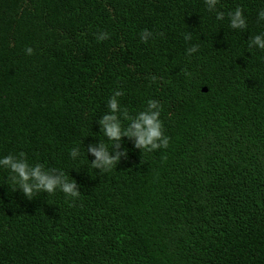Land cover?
<instances>
[{"label":"trees","instance_id":"trees-1","mask_svg":"<svg viewBox=\"0 0 264 264\" xmlns=\"http://www.w3.org/2000/svg\"><path fill=\"white\" fill-rule=\"evenodd\" d=\"M238 5L242 29L228 16ZM261 8L0 0V156L62 169L79 192L28 198L0 169V264H264V50L250 42L264 37ZM115 89L129 115L159 101L170 141L143 151L123 136L126 155L102 171L87 148L107 140L98 121Z\"/></svg>","mask_w":264,"mask_h":264},{"label":"clouds","instance_id":"clouds-1","mask_svg":"<svg viewBox=\"0 0 264 264\" xmlns=\"http://www.w3.org/2000/svg\"><path fill=\"white\" fill-rule=\"evenodd\" d=\"M209 9H214L219 0H205ZM217 19H223L224 13L217 12ZM230 27L242 29L246 26L244 9L241 6L235 7L228 12ZM257 16L264 20V8L258 10ZM147 29L140 33L142 41L147 40L151 35ZM109 36L107 32H99L98 40H104ZM188 38V37H186ZM258 48L264 50V37L257 34L250 41ZM25 54L32 55L34 49L31 46L25 47ZM189 53L195 52V47L187 49ZM123 95L122 89H115L113 94L107 99L108 111L98 121L102 137L99 145L91 144L87 151L91 152L95 159L91 161L92 168H101L102 171H109L119 162L124 153L115 151L123 136L134 139V147L143 151H152L160 148H167L170 137L164 134L163 122L160 119L162 105L155 99H149L142 110L136 111L135 115H129L128 110L120 104L119 97ZM126 124V126H125ZM101 137V136H100ZM111 150V151H110ZM81 149L73 147L70 156L76 158L81 156ZM0 169L10 170L9 184L14 190H20L23 195L31 198L36 191L54 193L57 189L65 193L66 196L76 198L79 196L76 181L69 179L62 169H58L60 175H54L52 169H46L42 163H30L26 158V153L20 152L18 155L8 154L0 156Z\"/></svg>","mask_w":264,"mask_h":264},{"label":"water","instance_id":"water-1","mask_svg":"<svg viewBox=\"0 0 264 264\" xmlns=\"http://www.w3.org/2000/svg\"><path fill=\"white\" fill-rule=\"evenodd\" d=\"M202 90H203V91H206V88H203Z\"/></svg>","mask_w":264,"mask_h":264}]
</instances>
